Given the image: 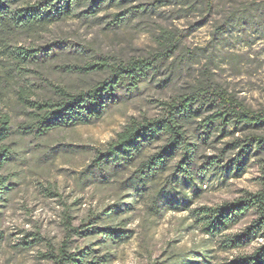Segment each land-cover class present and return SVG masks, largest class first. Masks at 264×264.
Instances as JSON below:
<instances>
[{
	"label": "trees",
	"instance_id": "trees-1",
	"mask_svg": "<svg viewBox=\"0 0 264 264\" xmlns=\"http://www.w3.org/2000/svg\"><path fill=\"white\" fill-rule=\"evenodd\" d=\"M175 1L207 14L216 7V0H152L138 5H129L133 0H0V94L13 88L24 116L15 123L11 114L0 112V169L13 159H23L29 137L95 123L150 84L175 83L173 75L157 79L169 61L174 64L182 45L181 35L163 28L148 55L90 65L106 72L92 86L78 91L59 87L55 97H33L24 81L32 67L46 64L58 48L35 42L43 32L65 19L94 18L111 7L120 11L112 14L109 24L122 26ZM260 16L264 4L234 11L218 27L219 34L224 37ZM29 39L34 40L25 44ZM156 101V115L131 116L113 139L90 149L88 163L77 178L79 185L110 190L113 203L78 225L68 212L62 244L52 245L45 257L52 264H109L113 249L133 236L128 226L139 204L146 209L144 221L150 227L176 208L187 188L194 195L207 179L226 178L227 173L228 178H240L257 165V190H242L238 197L213 205L191 199L184 229L200 232L203 238L187 250L171 246L150 264H264V107L246 105L210 77ZM6 181L0 178V201L12 189ZM3 236L0 231V241ZM74 236L90 242L73 249ZM99 251L104 253L98 255Z\"/></svg>",
	"mask_w": 264,
	"mask_h": 264
},
{
	"label": "rangeland",
	"instance_id": "rangeland-1",
	"mask_svg": "<svg viewBox=\"0 0 264 264\" xmlns=\"http://www.w3.org/2000/svg\"><path fill=\"white\" fill-rule=\"evenodd\" d=\"M149 1L152 0H133L129 5ZM253 4H264V0H216L215 9L207 14L175 1L122 26L109 24L112 14L120 11L111 7L94 18L74 16L58 22L35 40L40 45H58L55 56L46 64L32 67L24 81V85H30L33 97L40 98L57 96L59 87L78 91L92 86L106 72L89 66L104 59L148 55L163 28L181 35L182 45L174 56L173 67L171 60L157 78L173 75L175 83L163 82L160 87L150 84L143 93L113 108L95 123L57 130L41 138L29 137L23 145V159H13L0 169V178L7 179L12 188L0 201V231L4 235L0 241V264H52L45 254L52 245L57 248L62 244L68 212L78 225L84 217L113 203V193L108 189L81 188L79 173L88 163L90 149L103 147L113 139L131 116L156 115L157 99L210 77L246 105L264 107V16L250 19L224 37L218 28L232 12ZM33 40L24 43L28 45ZM12 89L0 94V112H8L18 123L24 119L23 110ZM48 145L58 148L49 150ZM259 174V167L253 165L240 178H228L227 173L226 178L201 182L197 194L187 188V196L178 198L176 208L154 220L150 227L144 221L146 209L139 204L128 226L134 234L113 249L109 264H150L171 246L189 249L203 238L200 232L184 229L189 222V201L213 205L232 200L242 190H257ZM89 242L74 236L71 247Z\"/></svg>",
	"mask_w": 264,
	"mask_h": 264
}]
</instances>
